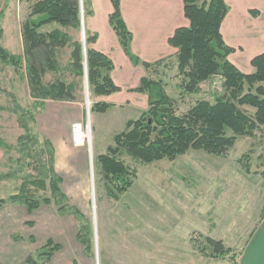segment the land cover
<instances>
[{"label":"rangeland","instance_id":"1","mask_svg":"<svg viewBox=\"0 0 264 264\" xmlns=\"http://www.w3.org/2000/svg\"><path fill=\"white\" fill-rule=\"evenodd\" d=\"M34 2L0 0V45L21 58L19 68L0 62V197L17 193L23 180L43 176L53 167L62 178L64 205L78 208L89 222L92 248L86 255L76 240L78 221L70 209L60 212L52 200L29 215L22 203L8 202L5 206L8 211L13 208L15 215V240L25 241L22 253L31 249L34 254L45 243L34 234L32 219L39 218L36 226L45 232L48 227L43 225L52 216L51 234L61 249L53 255V261L51 258L40 264H72L73 260L79 264H193L191 260H198L200 255L209 264H238L228 256L210 257L205 237L221 239L238 250L239 260L262 221L263 129L238 137L225 156L189 149L174 160L141 164L122 154L127 165L136 169V178L118 199L111 198L101 181L96 158L112 144L114 134L124 129L127 120L137 119L145 110L129 106L90 112L91 103L99 99L88 82L85 92L84 75L78 76L70 66L69 45L56 50L54 68L45 71L43 81H64L71 86L75 100L46 99L40 105L41 100L32 98L21 25ZM82 20L84 23L83 0ZM52 28L79 40L82 49L86 48L88 33L86 29L82 33L81 26L50 25L41 30ZM170 64L158 76L176 99L178 113L186 112L199 99L213 101L223 94L219 75L202 82L198 93H180L175 59ZM243 108L253 112L250 107ZM47 142L54 151L51 160L52 153L45 149ZM38 194L50 195L41 190Z\"/></svg>","mask_w":264,"mask_h":264},{"label":"trees","instance_id":"2","mask_svg":"<svg viewBox=\"0 0 264 264\" xmlns=\"http://www.w3.org/2000/svg\"><path fill=\"white\" fill-rule=\"evenodd\" d=\"M111 3L113 9L109 23L125 54L133 64H138L139 58L130 49L132 34L122 18L120 0H111ZM83 7L86 15L85 0ZM227 10L223 0H183L184 16L189 25L177 28L168 40L177 49L175 75L180 80L177 83L180 93H198L202 82L219 75L224 92L213 101L199 99L186 112L178 113L176 99L167 92L165 81L158 76L159 68L167 67L169 60L142 63L148 74L140 79L135 91L147 95V109L137 119L127 120L124 129L114 134L112 144L96 158L101 181L111 198L118 199L136 178V169L127 165L122 154L141 164L164 158L174 160L189 149L225 156L238 137L250 135L256 128H262L264 132V52L252 58L251 73L241 72L228 60L233 48L224 43L220 33V24ZM252 13H255L254 10ZM50 25L79 28V0H35L21 25L28 87L32 98L42 101L40 105L46 99L74 101L76 98L71 86L64 81H43L45 71L54 68L55 53L59 47H71L70 66L78 76L84 75L81 42L57 28L48 32L41 30ZM2 34L0 22V39ZM94 41V36L87 35L85 38L88 86L96 96L108 95L118 91L119 87L111 78L112 61L90 46ZM0 62L16 68L21 66V58L1 45ZM244 106L250 107L253 112L249 113ZM110 107V103L95 101L90 105V112L104 113ZM30 140L35 141V138ZM46 146V151L52 153L51 160L53 147L50 142ZM61 183L62 178L53 167L49 168L43 176L23 180L17 193L0 197V208L8 202L22 203L31 213L53 200L60 212L70 209L78 221L76 240L88 255L92 248L89 222L78 208L64 205L66 195ZM40 190L49 191L50 195L39 197L37 192ZM205 242L210 246V257L228 256L233 263L239 264V254L230 255L232 249L222 240L206 236ZM199 248L206 253L204 248ZM59 249L60 245L49 238L20 264L48 261ZM72 264L79 263L73 260Z\"/></svg>","mask_w":264,"mask_h":264},{"label":"crops","instance_id":"3","mask_svg":"<svg viewBox=\"0 0 264 264\" xmlns=\"http://www.w3.org/2000/svg\"><path fill=\"white\" fill-rule=\"evenodd\" d=\"M223 1L228 10L220 24V33L224 43L233 48L228 60L241 72L251 73L252 58L264 52V0ZM85 3L88 13L85 15L83 29H86L88 35L95 37V41L90 46L112 61L111 78L119 87L114 93L96 97L99 101L110 103L111 107L138 106L146 110L147 95L135 91L140 79L148 74L142 63H152L167 58L169 65L170 61L175 59L177 49L170 45L168 40L177 28L189 25L188 19L184 16L183 0H120L122 18L132 34L130 49L132 54L139 58L138 64H133L125 54L109 23V15L113 9L111 0H85ZM252 10L255 13H252ZM162 68L158 70L161 73ZM85 135L86 133L82 136ZM37 210L28 214L34 215ZM12 211L13 208L8 211L5 205L0 208V264H5L4 261L6 264H20L32 251L29 249L22 253L21 244L25 241L15 240L17 228ZM38 219L37 217L32 219L33 229H31L36 237L44 238V242L49 238L53 240L52 216L43 225L48 227L45 232L37 228ZM233 253H238V250L233 249L230 255ZM201 257L200 255L198 260L194 258L191 262L210 263L209 260ZM51 258L49 260L53 261L54 256Z\"/></svg>","mask_w":264,"mask_h":264},{"label":"water","instance_id":"4","mask_svg":"<svg viewBox=\"0 0 264 264\" xmlns=\"http://www.w3.org/2000/svg\"><path fill=\"white\" fill-rule=\"evenodd\" d=\"M80 8V19L81 27L83 33V23H82V0H79ZM83 45H84V39ZM83 64H84V83H85V92L87 93V77H86V58H85V49L83 46ZM87 102V111L89 110ZM87 125V124H86ZM239 264H264V218L260 222L257 229L252 234L250 240L246 244L243 253L239 259Z\"/></svg>","mask_w":264,"mask_h":264},{"label":"built area","instance_id":"5","mask_svg":"<svg viewBox=\"0 0 264 264\" xmlns=\"http://www.w3.org/2000/svg\"><path fill=\"white\" fill-rule=\"evenodd\" d=\"M73 126H74V124H73ZM73 126H72V132H73Z\"/></svg>","mask_w":264,"mask_h":264}]
</instances>
